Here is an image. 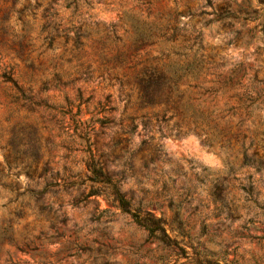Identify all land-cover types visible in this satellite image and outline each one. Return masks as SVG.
Wrapping results in <instances>:
<instances>
[{"label": "rangeland", "instance_id": "obj_1", "mask_svg": "<svg viewBox=\"0 0 264 264\" xmlns=\"http://www.w3.org/2000/svg\"><path fill=\"white\" fill-rule=\"evenodd\" d=\"M70 2L0 0L8 34L0 44V73L12 68L29 97L15 101L0 78V230L15 209L24 211L11 222L24 251L4 242L0 264H264V168L255 171L264 150L255 153L254 116L238 127L235 108L237 96L256 84L264 89V0H75L76 9ZM50 20L58 28L47 48L41 27ZM150 25L165 35L157 32L154 44L131 52L136 30ZM75 33L84 35L80 47ZM19 41L30 44L20 55ZM193 41L196 57L211 68L199 76L204 88L219 86L212 82L217 74L239 78L238 85L202 96L203 109L215 110L217 130L178 127L163 104L140 103L142 68L170 71L191 63ZM181 51L186 56L175 53ZM118 52L129 55L122 66ZM194 83L183 77L178 89L191 92ZM66 100L83 121L108 120L95 126L92 153L117 174L132 208L142 201L165 220L174 245L152 240L111 199L86 196L89 151L70 136V115L60 114ZM100 107L104 112L95 114ZM36 191L42 196L30 197ZM177 206L183 235L168 226Z\"/></svg>", "mask_w": 264, "mask_h": 264}, {"label": "trees", "instance_id": "obj_2", "mask_svg": "<svg viewBox=\"0 0 264 264\" xmlns=\"http://www.w3.org/2000/svg\"><path fill=\"white\" fill-rule=\"evenodd\" d=\"M68 3L73 4L74 9H76L75 0H70ZM14 2V0H12ZM67 4V5H68ZM54 15L56 13H48L47 16ZM7 14L3 15V20H5ZM51 18V17H47ZM56 18V17H55ZM58 28L55 20H50L46 22L41 27V32H45L46 35L42 38L43 45L47 48H52L53 46V32ZM167 28V27H166ZM165 30V27H163ZM111 34H114L113 29H110ZM163 33L161 36L165 35V32H162V29H159L158 26H152L148 28L147 31L136 30V34L133 38L131 46L129 47L130 51L135 53L140 48L144 46H150L158 40V33ZM110 36L108 31L105 32ZM8 35L5 27L0 22V44L4 42V37ZM25 35H23L24 37ZM84 35H79L75 33L74 43L77 47L81 46L79 37ZM107 36V37H109ZM169 38H166L168 41ZM14 44V43H13ZM197 41H193L188 49L191 50L193 46L197 47ZM26 45H30L26 43ZM20 41L17 43L18 49L16 50L17 54H21V50L24 46ZM101 49L105 47V43H100ZM197 48L193 54V61L189 64H186L183 67H175L170 71L165 70L163 67H157L153 64L147 65L142 68L141 72L136 76V82L139 89V97L141 104H163L166 109L171 110L176 117H178V127L188 126L192 124L194 128L203 130L206 126L217 130L219 123L217 118L214 115L215 110H204L202 107V102L206 101V98L202 96L204 94H213L215 95L219 90L226 88L227 86L233 87L239 84V78H233L232 76L226 77L225 79H219V74L216 75V80L212 82L219 85L217 87L204 88L203 81L199 80L200 75H206L210 71L209 63L202 57L197 56ZM177 55L186 56V53L181 51L175 52ZM128 53L118 52L114 59L118 60V66L126 64L128 59ZM103 61H108L105 56L102 57ZM69 62V59H67ZM12 68H9L8 71H3L0 73V78L3 82L9 83L12 87L13 95L12 98L15 101L18 100H29V97L25 92L18 86L16 80L12 77ZM190 76L195 80L194 84H191L189 87L193 90L191 92H183L178 89V82L183 77ZM259 81L257 80V83ZM252 88L247 92L246 95L237 96L238 105L235 107L236 110L240 111V119L237 124L238 127L242 126L246 119H252L251 122L254 124V129L252 131L254 135L256 150H264V89L257 87ZM77 107L81 103V97L78 95ZM100 106V104L98 103ZM66 110L60 111L62 117L69 114L71 119L74 122V129L70 135L72 138L80 139L82 145H86L87 150L89 151V158L87 161V180L92 183L91 191H89L86 196H98L103 195L108 199H111L116 207L126 214H128L132 220L144 228L147 234L152 238V240L157 241L159 244L165 247H169L175 244L174 239L171 238L167 229L165 227V220L161 216L154 215L150 210L146 209V205L142 201L138 202L136 208H132L131 199L126 198L120 190V179L117 177V174L108 173L105 169V163L101 161V154L95 155L91 151V147L94 143L91 141V135L97 134L95 129L96 124L102 128L107 124L108 120L106 118H98L92 116L88 121L81 120L79 116V109L75 113H72L71 108L73 104L66 100ZM97 110V109H94ZM263 111V117L260 118L257 114L258 112ZM104 112L103 108H99L95 111V114ZM93 114V111L91 112ZM134 131V126H130L128 133ZM238 135H235L237 137ZM253 143V140L252 142ZM264 168V158L257 161L255 166V171H260ZM95 184H98V187H95ZM94 185V186H93ZM251 190L254 189V182H251ZM43 191H36L30 193V197L38 199L42 196ZM44 209L41 208V210ZM24 214L23 209H15L13 217L8 219L7 224L0 230V250L4 242L14 245L18 250L24 251L20 248L13 239L12 226L11 222L17 220ZM169 230L172 232H177L180 235L186 233L183 222L180 220L179 207H176V210L173 214V217L168 223ZM26 246V245H25ZM182 250V249H181Z\"/></svg>", "mask_w": 264, "mask_h": 264}]
</instances>
